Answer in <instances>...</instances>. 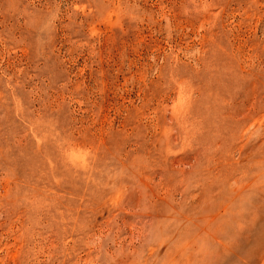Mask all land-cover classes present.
<instances>
[{
    "label": "rangeland",
    "instance_id": "rangeland-1",
    "mask_svg": "<svg viewBox=\"0 0 264 264\" xmlns=\"http://www.w3.org/2000/svg\"><path fill=\"white\" fill-rule=\"evenodd\" d=\"M0 264H264V0H0Z\"/></svg>",
    "mask_w": 264,
    "mask_h": 264
}]
</instances>
